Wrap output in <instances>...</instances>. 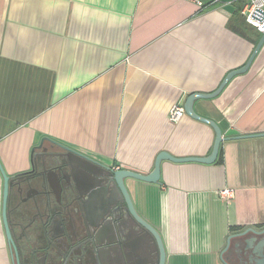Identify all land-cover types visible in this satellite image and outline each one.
Masks as SVG:
<instances>
[{
	"label": "crops",
	"instance_id": "1",
	"mask_svg": "<svg viewBox=\"0 0 264 264\" xmlns=\"http://www.w3.org/2000/svg\"><path fill=\"white\" fill-rule=\"evenodd\" d=\"M244 2L0 0L4 171L29 169L42 137L45 147L144 174L160 151L209 155L213 129L185 113L172 123L168 113L245 64L261 34L243 20ZM256 53L217 96L193 103L228 138L215 162L165 160L158 183L126 180L161 235L164 264L264 260V42ZM2 198L0 174V214ZM248 228L263 232L232 237L221 254L229 235Z\"/></svg>",
	"mask_w": 264,
	"mask_h": 264
},
{
	"label": "flooded vegetation",
	"instance_id": "2",
	"mask_svg": "<svg viewBox=\"0 0 264 264\" xmlns=\"http://www.w3.org/2000/svg\"><path fill=\"white\" fill-rule=\"evenodd\" d=\"M42 156L43 165L37 158L13 179L5 221L0 214V264H160L101 169L53 143Z\"/></svg>",
	"mask_w": 264,
	"mask_h": 264
},
{
	"label": "water",
	"instance_id": "3",
	"mask_svg": "<svg viewBox=\"0 0 264 264\" xmlns=\"http://www.w3.org/2000/svg\"><path fill=\"white\" fill-rule=\"evenodd\" d=\"M255 17L258 20H264V7L263 9H259L257 8L255 10ZM264 42V33L261 34L259 40L257 41L254 50L252 51V53L250 54V56L248 57L247 61L245 62L244 65H242L241 67L237 68V69H233L230 70L228 73H226V75L223 77V79L221 80V82L219 83V85L217 86V88L209 93H201V92H193L190 93L189 95L186 96L185 101L183 103V109H184V113L186 115H188L189 117L204 122L206 124H208L214 131V141L212 144V148L209 155L204 156V157H176L173 156L172 154H170L167 151H160L155 159H154V163H153V168L152 170L147 173H140L137 171H133L131 169H127V168H118L115 169L113 166L110 165H106L92 157H89L87 155H85L84 153L75 150L71 147L65 146L63 144L57 143V142H52L53 144L61 147L62 149L65 150V152L67 154H72L80 159H82L83 161L87 162L90 165H93L99 169H101V171H103L105 173V177L107 178L108 182H110V184L112 185L113 189H114V193L117 194L118 196H120L121 198V202L125 203V215L127 217V219L133 221L134 223H136L144 232L146 233L149 237H150V241L154 243V245H157L159 251H160V255H161V261L160 264H164L165 263V258H166V254H165V248H164V244L161 238L160 233L150 224L148 223L141 215H139V213L136 211V209L134 208L133 205V201L131 199L128 187L126 185V180L127 179H133V180H139V181H144V182H148V183H158L159 182V178L160 177V166H161V162L165 160L167 161H171L174 163H184V162H197V163H204V164H211L213 162L216 161L217 155H218V151H219V146L221 144V142H223L224 140L228 139L227 137H223L222 131L219 128V126L212 120L202 117L200 115H198L197 113H195L194 108H193V103L195 100L197 99H209V98H213L215 97V95L217 96V94H219L221 92V90L223 89V87L226 85V83L228 82V80H230L234 75L236 74H240L244 71L247 70V68L250 66L252 60L254 59L255 55L257 54L256 52L259 51V49L261 48L262 44ZM47 140L45 137H42L40 139V143H38L37 145L33 146L31 149V166L34 167L38 160L37 158H39V162L41 165H43L44 160H43V152H45L46 147L43 146V142ZM37 150V151H35ZM0 174L2 177V204H1V216L3 221H5V212H6V202H7V198L9 196V193L13 187V179L16 176V174L14 175H8L3 167L2 164L0 162ZM104 174H97V176L101 177ZM100 196L99 197H95L93 199V203H94V210H93V216L96 218L98 215V208L100 206ZM262 231V230H261ZM261 231H256L252 228H248L245 229L244 231H241L239 233H235V234H231L227 237L226 245L225 247L222 249L221 254L224 253L228 246H229V241L232 237L234 236H242L244 234H246L247 232H253V233H258ZM263 232V231H262ZM222 262L224 264H228L225 260H223V257L221 258ZM254 263L255 264H264V260L263 259H254Z\"/></svg>",
	"mask_w": 264,
	"mask_h": 264
},
{
	"label": "built area",
	"instance_id": "4",
	"mask_svg": "<svg viewBox=\"0 0 264 264\" xmlns=\"http://www.w3.org/2000/svg\"><path fill=\"white\" fill-rule=\"evenodd\" d=\"M185 1V0H184ZM194 3L199 8H204L208 5L220 3L222 0H186ZM244 4L241 10V13L244 17V21L249 25L253 26L255 30L262 34L264 33V20H258L255 17V10L257 8L263 9L264 7V0H244ZM184 114V109L182 106L174 105L171 107L168 113V120L172 123H176ZM115 169H118V165L113 166ZM224 195L227 194V191L222 192Z\"/></svg>",
	"mask_w": 264,
	"mask_h": 264
},
{
	"label": "trees",
	"instance_id": "5",
	"mask_svg": "<svg viewBox=\"0 0 264 264\" xmlns=\"http://www.w3.org/2000/svg\"><path fill=\"white\" fill-rule=\"evenodd\" d=\"M243 20H244V18H243Z\"/></svg>",
	"mask_w": 264,
	"mask_h": 264
}]
</instances>
